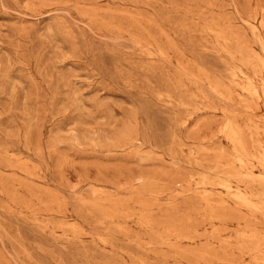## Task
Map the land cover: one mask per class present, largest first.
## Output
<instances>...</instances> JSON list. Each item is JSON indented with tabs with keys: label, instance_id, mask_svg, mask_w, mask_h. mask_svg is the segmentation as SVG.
I'll return each mask as SVG.
<instances>
[{
	"label": "rangeland",
	"instance_id": "374dc122",
	"mask_svg": "<svg viewBox=\"0 0 264 264\" xmlns=\"http://www.w3.org/2000/svg\"><path fill=\"white\" fill-rule=\"evenodd\" d=\"M0 264H264V0H0Z\"/></svg>",
	"mask_w": 264,
	"mask_h": 264
}]
</instances>
